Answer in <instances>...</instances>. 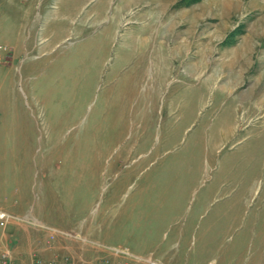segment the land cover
<instances>
[{"label":"rangeland","instance_id":"374dc122","mask_svg":"<svg viewBox=\"0 0 264 264\" xmlns=\"http://www.w3.org/2000/svg\"><path fill=\"white\" fill-rule=\"evenodd\" d=\"M0 210L15 264H264V0H0Z\"/></svg>","mask_w":264,"mask_h":264},{"label":"built area","instance_id":"2783aa9c","mask_svg":"<svg viewBox=\"0 0 264 264\" xmlns=\"http://www.w3.org/2000/svg\"><path fill=\"white\" fill-rule=\"evenodd\" d=\"M12 218H13L12 216L0 210V224L1 225L5 226L7 223H9V221ZM50 239L52 240V243L55 242L54 233L50 234ZM0 264H15V263H14V260L11 258L10 255H8V252H7L5 253L3 259H0ZM30 264H73V261L69 257H66V256H63L61 258L56 256L50 261H45L40 258H34L30 262ZM104 264H107V262H104ZM152 264H155V263H152Z\"/></svg>","mask_w":264,"mask_h":264},{"label":"bare ground","instance_id":"6f19581e","mask_svg":"<svg viewBox=\"0 0 264 264\" xmlns=\"http://www.w3.org/2000/svg\"><path fill=\"white\" fill-rule=\"evenodd\" d=\"M165 46V45H164ZM185 47V46H184ZM177 48V47H176ZM162 50V49H161ZM163 50H164V47H163Z\"/></svg>","mask_w":264,"mask_h":264}]
</instances>
